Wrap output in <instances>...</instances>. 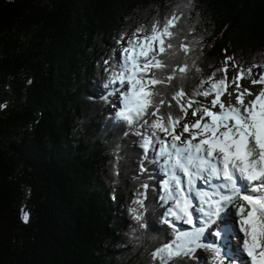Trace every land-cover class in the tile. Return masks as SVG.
<instances>
[{
	"label": "trees",
	"instance_id": "1",
	"mask_svg": "<svg viewBox=\"0 0 264 264\" xmlns=\"http://www.w3.org/2000/svg\"><path fill=\"white\" fill-rule=\"evenodd\" d=\"M173 15L159 58L165 77L189 65L162 89L192 94L181 131L226 57L228 71L257 65L251 81L264 73V0H0V264H161L153 253L178 232L157 187L164 163L108 108L109 82L128 42ZM193 249L168 264H213Z\"/></svg>",
	"mask_w": 264,
	"mask_h": 264
},
{
	"label": "snow or ice",
	"instance_id": "2",
	"mask_svg": "<svg viewBox=\"0 0 264 264\" xmlns=\"http://www.w3.org/2000/svg\"><path fill=\"white\" fill-rule=\"evenodd\" d=\"M178 19L173 15L165 23L153 25L147 35L134 36L128 42V47L123 50L124 63L118 71L112 73L109 82L131 85L130 89L123 93V107L117 115L130 127L136 128V134L142 138L145 154L149 150L158 151L170 174L169 180L164 182L166 195L162 199L165 202L172 200L174 206L167 210V215L188 224L193 223L190 205L184 194L185 189L181 187L182 177H187L189 185L194 178H203L206 182L210 178L223 181L216 186L219 191L214 192L213 196L204 194L207 209L202 208L201 212L204 214L205 222L194 232H179L175 241L157 249L153 253V258L159 259L161 264H168L176 257L189 255L194 250L190 245H194L206 247L213 254L217 264H223L226 251L222 253L221 247L201 245L199 241L205 229L215 223V218L224 208L232 204L233 200L242 199L251 208L247 211L245 205L239 206L240 230L245 237L243 247L251 257V264H264V89L258 94L248 88L240 91L239 83L242 79L251 78L252 68L257 65L245 69L242 65L237 66L233 63V67H239V71L236 77L229 81L227 61L233 58L226 57L224 67L217 70L222 71L224 75L217 80L216 73H213L201 83V87L204 83H208L210 87L196 93L205 97L214 95L211 107L219 105L220 111L214 112L204 107L193 109L191 114L193 116L199 114L200 119L190 124L184 123L180 134H177L176 128L180 127L181 120L188 116V109L192 108L195 101L190 98L192 94L185 92L183 88L170 93L168 98L162 94V89L171 84L178 74L183 77L189 71V65L184 64L178 69H170L165 77L163 69L170 68V65L159 56L173 48L170 42L174 36L172 29L176 27ZM140 31L143 30H138ZM180 50L187 55L190 48L182 44ZM154 70H159L161 75L158 76ZM252 83L264 84V73L259 74V79H252ZM232 84L236 85L234 89L236 104L229 101L225 106L221 96L227 93L231 97L232 93L227 90ZM157 85L162 87L157 88ZM252 95L255 98L246 104L245 96ZM173 102L183 115L161 111L162 108L172 109ZM204 117L210 118V121L204 122ZM140 129L144 131L141 132ZM159 133H164L165 139H161ZM183 133H190L191 139L178 144ZM168 136L171 137V141L166 139ZM157 144L160 146L158 150ZM155 159L154 156L153 160ZM239 181L249 183L259 181L250 189L259 195H241V188L245 191H248V188L243 183L238 184ZM136 203L143 207L142 199H138ZM132 211L135 214L137 210ZM135 218L137 221L142 219L138 214ZM27 219L25 214V222ZM225 231V228L216 229L218 235Z\"/></svg>",
	"mask_w": 264,
	"mask_h": 264
},
{
	"label": "rangeland",
	"instance_id": "3",
	"mask_svg": "<svg viewBox=\"0 0 264 264\" xmlns=\"http://www.w3.org/2000/svg\"><path fill=\"white\" fill-rule=\"evenodd\" d=\"M238 71L236 70V69H229V71H228V73H227V75H228V79H229V81H231L234 77H236V75L238 74L237 73ZM251 78H246V79H242V80H240L239 81V83H240V85H241V88H240V91H243L244 90V88H248L249 90H251L253 93H255V94H258L260 91H261V89H264V85H260V84H253L252 83V81L250 80ZM130 87H131V85H129V84H127V83H125L124 85H114V86H112V87H110L109 88V90L110 91H112V96H111V99H110V102H109V104H108V108L109 109H111V110H114V109H117V108H119V109H121L122 107H123V97L121 98V96L119 97V93L120 92H125V91H127L128 89H130ZM235 87H236V85L235 84H232L229 88H228V92H230V93H232V95H231V97H229L228 95H227V93H225V95H223V96H221V100L222 101H224L225 102V106H227V104H228V102L230 101L232 104H236V99H235V97H236V92L234 91V89H235ZM114 88V89H113ZM113 90H115V92H113ZM214 95H210V96H207V98L206 99H204L203 100V102L202 103H199V104H201V106L202 107H204V108H210L212 111H214V112H219L220 111V109H219V105H217L215 108H212L211 107V101H212V97H213ZM255 97H254V95H252V96H245V103L247 104L248 103V101H250V100H253ZM238 106V105H237ZM198 119H200V117H198V116H196V119H195V121L196 120H198ZM208 121H210V118H208V117H205L204 118V122H208ZM180 128H177L176 129V133L177 134H180ZM195 131V130H194ZM188 139H191V134L190 133H183V135L181 136V140L180 141H178L177 143L178 144H180V143H182L183 141H185V140H188ZM168 141H171V138L168 140ZM163 167H165V165L163 166ZM162 167V168H163ZM146 168V167H145ZM165 173L163 174V176H160V178H163V181H162V183L159 185L158 184V189L159 190H161V192H164V190H165V187H164V182L166 181V180H169V178H170V174L168 173V171H167V169H166V171H164ZM162 187V189H160ZM173 206H174V203H173ZM201 218H204V215H201L200 216ZM168 218L169 219H172V222L175 224V226H180V227H189L190 226V224H188V223H185L183 220H177V219H175L174 217H172V216H169L168 215ZM205 219V218H204ZM201 219H199V221H198V223H200L201 224V221H200ZM202 225V224H201ZM192 226H193V224H192ZM179 227V228H180ZM234 228H235V226H234ZM187 230H189V232H191L192 231V229H183L182 231H187ZM237 230V229H236ZM208 231H210V230H208ZM179 233V232H178ZM210 237H215V235H214V233H213V235H210ZM175 238H176V236H175ZM200 240H202V239H200ZM174 241H175V239H174ZM232 243H233V240H230ZM200 242V241H199ZM202 242H204V241H202ZM235 242V241H234ZM237 249L238 250H240L241 251V248L239 249L238 247H237ZM243 251V250H242ZM242 251H241V253H242ZM192 253V257H194L195 258V256H194V254H193V252H191ZM243 254V253H242ZM207 259H209V257L207 258ZM197 260L200 262V264H211V262L209 263L207 260H206V257H204V256H202L201 254H200V256H199V258L197 257ZM228 261V259H225L224 258V261H223V264H229V262H227ZM216 264V263H215ZM231 264V263H230Z\"/></svg>",
	"mask_w": 264,
	"mask_h": 264
},
{
	"label": "bare ground",
	"instance_id": "4",
	"mask_svg": "<svg viewBox=\"0 0 264 264\" xmlns=\"http://www.w3.org/2000/svg\"><path fill=\"white\" fill-rule=\"evenodd\" d=\"M202 187H200V191H198L197 195L195 194L192 197V200L189 201L188 203L189 205L192 204V208H195L197 211V214L199 213V215H204L201 212V209H207V205H205L204 200L201 199V197H204L203 192H201ZM186 193V192H185ZM200 196V197H198ZM234 212L233 208H225L223 212H221V214H219L220 216L215 219V222L212 224L210 227H207L202 235V240H200V242L205 241V239L208 241L209 244L213 245L214 247H222L221 251L223 252H227V255L224 257L225 259H228L227 262H229V264H251V258L248 257L244 251H241L237 249V246L234 244L236 241L233 238V235H236L237 233H239L238 231H240V228L236 225L235 220H234V216H232V213ZM192 214H194V211L192 210ZM197 215H193V217H195ZM198 219L196 218L193 221V226H191L189 229H191L192 227H196L198 225ZM235 226V228H234ZM218 228H225L228 229L230 231V233H227V231H225V233H223L222 235H218L216 232V229ZM237 229V230H236ZM210 230V231H208ZM183 232H189V230L187 231H183ZM215 235V237H210V235ZM240 234V233H239ZM220 236H223L222 238H220ZM233 238V239H232ZM244 238V237H242ZM233 240V243L230 241ZM235 241V242H234ZM190 247H195L194 245H190ZM196 248V247H195ZM240 249V247H238ZM237 260V261H235Z\"/></svg>",
	"mask_w": 264,
	"mask_h": 264
}]
</instances>
